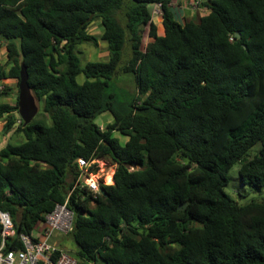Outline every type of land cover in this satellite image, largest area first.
Instances as JSON below:
<instances>
[{
    "label": "trees",
    "instance_id": "16d2710c",
    "mask_svg": "<svg viewBox=\"0 0 264 264\" xmlns=\"http://www.w3.org/2000/svg\"><path fill=\"white\" fill-rule=\"evenodd\" d=\"M172 1L0 0V80L18 85L24 64L42 102L23 126L18 94L0 101L2 132L23 136L0 147L6 249L66 202L76 264H264V198L240 205L225 191L237 163L243 183L264 187V0H192L209 12L183 24ZM96 18L99 37L87 31ZM99 40L107 60L81 65L76 47ZM118 70L133 75L127 105L106 94ZM80 157L115 164L104 194L77 184Z\"/></svg>",
    "mask_w": 264,
    "mask_h": 264
},
{
    "label": "rangeland",
    "instance_id": "374dc122",
    "mask_svg": "<svg viewBox=\"0 0 264 264\" xmlns=\"http://www.w3.org/2000/svg\"><path fill=\"white\" fill-rule=\"evenodd\" d=\"M171 10L175 16V19L183 24L188 20L199 21V19L206 15L209 10L199 4L198 2L192 0H173L170 4ZM152 18L151 20L155 24L156 32L159 35L164 34V27L162 24L161 9L159 5L151 6ZM87 31L96 36H100L102 33V27L100 24V19H94L88 26ZM142 37V49H145L146 45L153 40L149 35V27L147 26L143 31ZM75 54L80 59V64L84 65L87 61H103L108 58L107 45L103 40H99L97 46L92 45L91 43H82L79 44L75 49ZM128 55V50L125 49L124 57ZM6 53L3 41L0 39V65L5 64ZM84 77L82 75L78 76V82H82ZM0 101H5L8 103H13L18 94V85L17 81L14 78H6L0 80ZM106 94H113L116 102L121 105H127L131 101V98L135 94V86L133 81V75L131 73H125L121 70H118L111 78L109 86L106 88ZM35 96V95H34ZM36 104L38 106V112L35 115L37 118H41L42 102L36 97ZM15 116H18V113H15ZM113 116L109 111H105L98 115L95 119V122L104 128L106 123L111 122ZM3 122L0 121V147L4 146L7 142L18 143L23 140V136L20 133L14 132L13 129L8 133L4 134L2 132ZM114 136H117L121 143H124L126 137L115 132ZM239 167L240 164H235L230 171L226 174L228 178V183L225 187V191L229 194L238 204L243 205L251 200H261L264 198V187H255L248 183H243L239 176ZM115 170V164L111 163L107 159H96L95 177L100 179L104 184L106 183V174L113 173ZM55 242L63 248L65 251L70 252L76 249L75 243L70 237V235H56L54 238ZM72 255V254H71Z\"/></svg>",
    "mask_w": 264,
    "mask_h": 264
},
{
    "label": "built area",
    "instance_id": "2783aa9c",
    "mask_svg": "<svg viewBox=\"0 0 264 264\" xmlns=\"http://www.w3.org/2000/svg\"><path fill=\"white\" fill-rule=\"evenodd\" d=\"M76 163L77 184L86 186L93 193H100L99 188L104 183L94 175L96 159L87 160L80 157ZM73 216V211L68 208L66 202L56 204L30 234H18L19 246L6 249V242L11 238L14 239L15 229L10 214L0 211V264H76V259L54 240L58 234L70 233Z\"/></svg>",
    "mask_w": 264,
    "mask_h": 264
},
{
    "label": "water",
    "instance_id": "95a60500",
    "mask_svg": "<svg viewBox=\"0 0 264 264\" xmlns=\"http://www.w3.org/2000/svg\"><path fill=\"white\" fill-rule=\"evenodd\" d=\"M235 36L240 38V32H236ZM244 47H246L244 45ZM38 112V106L36 104L35 96L28 84V73L24 64L21 65L19 72L18 83V114L22 121L23 126L29 124ZM19 122H16L17 125ZM100 192L105 193L103 185L100 186ZM185 204L179 206V209H183Z\"/></svg>",
    "mask_w": 264,
    "mask_h": 264
},
{
    "label": "bare ground",
    "instance_id": "6f19581e",
    "mask_svg": "<svg viewBox=\"0 0 264 264\" xmlns=\"http://www.w3.org/2000/svg\"><path fill=\"white\" fill-rule=\"evenodd\" d=\"M111 180H112V173L106 174L105 182L106 183H111Z\"/></svg>",
    "mask_w": 264,
    "mask_h": 264
},
{
    "label": "crops",
    "instance_id": "0c3cea01",
    "mask_svg": "<svg viewBox=\"0 0 264 264\" xmlns=\"http://www.w3.org/2000/svg\"><path fill=\"white\" fill-rule=\"evenodd\" d=\"M114 133H115V132H114ZM114 133H113V134H114ZM126 140H127V138H126ZM126 140H125V141H126Z\"/></svg>",
    "mask_w": 264,
    "mask_h": 264
}]
</instances>
